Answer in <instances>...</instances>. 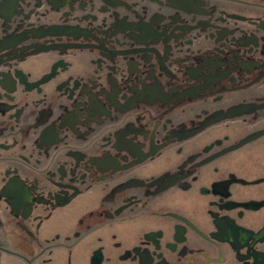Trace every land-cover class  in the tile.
<instances>
[{
    "label": "flooded vegetation",
    "instance_id": "flooded-vegetation-1",
    "mask_svg": "<svg viewBox=\"0 0 264 264\" xmlns=\"http://www.w3.org/2000/svg\"><path fill=\"white\" fill-rule=\"evenodd\" d=\"M0 264H264V0H0Z\"/></svg>",
    "mask_w": 264,
    "mask_h": 264
}]
</instances>
